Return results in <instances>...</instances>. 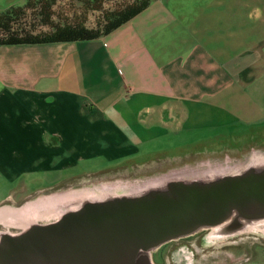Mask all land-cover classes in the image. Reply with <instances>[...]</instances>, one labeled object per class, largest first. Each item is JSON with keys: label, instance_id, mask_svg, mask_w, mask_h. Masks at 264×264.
<instances>
[{"label": "crops", "instance_id": "0c3cea01", "mask_svg": "<svg viewBox=\"0 0 264 264\" xmlns=\"http://www.w3.org/2000/svg\"><path fill=\"white\" fill-rule=\"evenodd\" d=\"M249 4L151 0L92 39L0 44V178L132 160L172 132H218L216 144L262 134L264 8Z\"/></svg>", "mask_w": 264, "mask_h": 264}, {"label": "rangeland", "instance_id": "374dc122", "mask_svg": "<svg viewBox=\"0 0 264 264\" xmlns=\"http://www.w3.org/2000/svg\"><path fill=\"white\" fill-rule=\"evenodd\" d=\"M46 1L50 5L49 8L44 7L51 19L44 24L52 26L79 19L84 21L85 26L92 28L103 24L102 12L122 9L132 0H100L99 9L92 6V0ZM46 1H41V4ZM236 1L238 14L244 12L245 3H250L247 8L254 12L264 8L263 0ZM39 5L40 2L32 0L27 5L18 6L19 9L13 13L15 22L11 30L20 32V27L28 32L49 30L50 26L39 21ZM42 11L44 12L43 4ZM246 130L250 131L241 140L218 144L212 143L216 137H220L218 132H172L165 139L162 138L163 142L160 144H145L140 153L142 155L135 157L151 158L150 160L115 161L96 156L77 160L74 165L66 168L39 169L13 180L3 176L0 178V210L7 208L6 211L13 212L43 197L76 199L89 192L98 195L104 189L114 190L121 196L132 188L144 187L139 191L140 194L153 188L149 186L150 183L164 180L166 176L180 171L215 173L204 178L211 179L240 173L249 166L264 165V132L255 136L257 133L254 130ZM158 151L163 152L156 153ZM179 153L181 155L171 157ZM178 179L170 178L167 181ZM0 231H6L1 222ZM246 258L264 260V221L247 223L231 232H224L221 227L205 229L170 241L151 253L152 264H236Z\"/></svg>", "mask_w": 264, "mask_h": 264}, {"label": "water", "instance_id": "95a60500", "mask_svg": "<svg viewBox=\"0 0 264 264\" xmlns=\"http://www.w3.org/2000/svg\"><path fill=\"white\" fill-rule=\"evenodd\" d=\"M264 220V165L84 201L57 220L0 234V264H152L162 245Z\"/></svg>", "mask_w": 264, "mask_h": 264}, {"label": "trees", "instance_id": "16d2710c", "mask_svg": "<svg viewBox=\"0 0 264 264\" xmlns=\"http://www.w3.org/2000/svg\"><path fill=\"white\" fill-rule=\"evenodd\" d=\"M30 1L32 0H27L25 5L30 3ZM41 1L43 0H36V2H40V9L37 11V14H39V21L44 24L51 19L50 14L45 10V7L49 8L50 3L46 0V2L42 3L43 12ZM150 1L151 0H132L131 3L126 4L122 9L102 12L101 14L104 22L96 27L88 28L85 26L83 20L74 19L69 23L55 24L52 26H50L49 23H46L50 26L49 30L38 32H28L23 30L22 27H20V32L11 30L13 29L12 25L15 22L13 20V13L19 8L18 6L10 7L4 11H0V44H34L92 39L107 34L125 23L143 10ZM92 6L99 9L101 7V1L92 0Z\"/></svg>", "mask_w": 264, "mask_h": 264}, {"label": "bare ground", "instance_id": "6f19581e", "mask_svg": "<svg viewBox=\"0 0 264 264\" xmlns=\"http://www.w3.org/2000/svg\"><path fill=\"white\" fill-rule=\"evenodd\" d=\"M256 165V164H255ZM215 175V173H202V172H192V171H180L179 173H174L172 175L166 176L164 180L154 181L150 183L149 186L153 188L160 187L164 185L163 183L170 178H179L182 180L190 179H204ZM168 182V181H167ZM144 189L132 188L128 192L122 195H137L139 191ZM138 192V193H137ZM137 193V194H136ZM83 195V196H82ZM81 198L78 196L76 199L73 198H60L58 196L43 197L37 201L26 205L18 210L6 211L7 208L0 210V222L5 228L9 230L15 228L18 230H25L29 225L38 222H49L57 220L65 211L74 210L84 201H99L113 196H119L114 190L104 189L101 190L98 195L94 192L84 193ZM73 202V203H72ZM264 221V220H261ZM253 222V223H258ZM1 234V232H0Z\"/></svg>", "mask_w": 264, "mask_h": 264}, {"label": "flooded vegetation", "instance_id": "af4514ba", "mask_svg": "<svg viewBox=\"0 0 264 264\" xmlns=\"http://www.w3.org/2000/svg\"><path fill=\"white\" fill-rule=\"evenodd\" d=\"M203 148H204V147H203ZM196 151H199V150H196ZM196 151H194V152H196ZM181 153H182V151H181ZM181 153L171 155V157L179 156V155H181ZM158 155H159V154H158ZM160 155H164V154H160ZM165 155L168 156V154H165ZM154 156H156V155H154ZM154 156H153V157H154ZM148 159L150 160L151 158H138V159H137V158H134V159H132V160H148ZM128 161H129V160H128ZM38 223H45V222H38ZM34 224H37V223H34ZM31 225H32V224H31ZM11 229H15V228H11ZM19 231H20V230H19ZM0 232L2 233V232H11V231H10V229H9V230H6V231H0ZM16 232H18V231H16ZM162 246H163V245H162ZM162 246H161V247H162Z\"/></svg>", "mask_w": 264, "mask_h": 264}]
</instances>
